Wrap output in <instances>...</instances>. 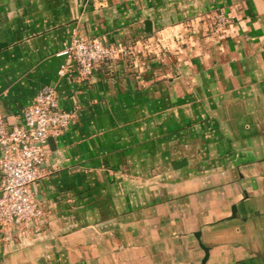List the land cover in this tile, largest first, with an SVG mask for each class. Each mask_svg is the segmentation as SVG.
Returning <instances> with one entry per match:
<instances>
[{
	"label": "crops",
	"instance_id": "1",
	"mask_svg": "<svg viewBox=\"0 0 264 264\" xmlns=\"http://www.w3.org/2000/svg\"><path fill=\"white\" fill-rule=\"evenodd\" d=\"M198 4L222 7L224 32L169 51L155 77L104 63L83 79L58 54L73 31L160 26L176 46ZM47 84L76 112L33 186L38 232H0V264H264V0H0L7 122Z\"/></svg>",
	"mask_w": 264,
	"mask_h": 264
},
{
	"label": "built area",
	"instance_id": "2",
	"mask_svg": "<svg viewBox=\"0 0 264 264\" xmlns=\"http://www.w3.org/2000/svg\"><path fill=\"white\" fill-rule=\"evenodd\" d=\"M228 22L222 10L216 14V25L222 32ZM130 52V46L120 41L108 42L73 31L58 54L65 55L73 62L79 77L87 79L97 67L118 54ZM75 112L60 107L59 94L49 84L41 86L33 100L20 109L17 123L9 124L0 110V232L3 234L16 233L21 237L38 232L44 211L33 186L47 173L44 164L49 155V137L58 136L66 129Z\"/></svg>",
	"mask_w": 264,
	"mask_h": 264
},
{
	"label": "rangeland",
	"instance_id": "3",
	"mask_svg": "<svg viewBox=\"0 0 264 264\" xmlns=\"http://www.w3.org/2000/svg\"><path fill=\"white\" fill-rule=\"evenodd\" d=\"M185 9H188L187 6ZM202 9L203 8L200 7V5L194 6V9L191 10L193 12H187L184 16V10L181 11L183 20L180 23L181 27L178 29L181 30L179 35H182V37L177 36L176 46L169 47L167 44V41L169 40L167 37L169 35L164 37L165 30H163V27L159 26L155 29L156 31L154 33L151 32L150 34L145 35L141 34L139 36L125 40L120 37L114 39L113 42L120 41L121 43H125L126 45L130 46L131 52L123 55L118 54V56L114 57L112 60H109L107 63L111 66L115 64L119 65L122 72L126 75H132L134 77L140 76L144 78L155 77L154 71H163L164 68L168 66V62H164V59L167 56H174L177 59L178 54H174L169 51L173 50L174 48L176 49L181 44L187 45L192 42H197L198 40L203 42L205 40L219 38V36L222 35V30H219L216 25V14L222 10V7L212 6L207 10ZM161 29L162 33L158 31ZM137 41H139V43ZM155 75L157 77L161 76L159 73ZM29 235L21 237L24 239Z\"/></svg>",
	"mask_w": 264,
	"mask_h": 264
},
{
	"label": "water",
	"instance_id": "4",
	"mask_svg": "<svg viewBox=\"0 0 264 264\" xmlns=\"http://www.w3.org/2000/svg\"><path fill=\"white\" fill-rule=\"evenodd\" d=\"M151 30H152V21L151 20H145L144 21V31L146 33H149ZM206 258H207V254L204 257V260H206Z\"/></svg>",
	"mask_w": 264,
	"mask_h": 264
}]
</instances>
